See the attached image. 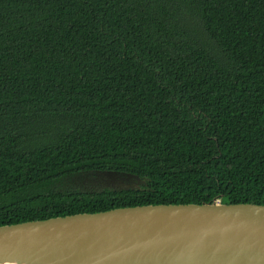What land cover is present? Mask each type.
<instances>
[{
  "label": "trees",
  "instance_id": "trees-1",
  "mask_svg": "<svg viewBox=\"0 0 264 264\" xmlns=\"http://www.w3.org/2000/svg\"><path fill=\"white\" fill-rule=\"evenodd\" d=\"M204 203L264 205V0H0V226Z\"/></svg>",
  "mask_w": 264,
  "mask_h": 264
},
{
  "label": "water",
  "instance_id": "water-1",
  "mask_svg": "<svg viewBox=\"0 0 264 264\" xmlns=\"http://www.w3.org/2000/svg\"><path fill=\"white\" fill-rule=\"evenodd\" d=\"M99 176L113 190L146 184ZM0 264H264V205H142L4 225Z\"/></svg>",
  "mask_w": 264,
  "mask_h": 264
}]
</instances>
